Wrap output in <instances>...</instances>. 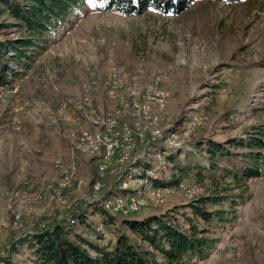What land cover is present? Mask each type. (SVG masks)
<instances>
[{"label":"rangeland","instance_id":"1","mask_svg":"<svg viewBox=\"0 0 264 264\" xmlns=\"http://www.w3.org/2000/svg\"><path fill=\"white\" fill-rule=\"evenodd\" d=\"M23 35L0 4V41ZM12 67L0 86V264L5 256L35 264L27 235L75 226L91 202L119 222L189 213L182 207L209 183L191 175L155 188L140 164H154L148 178L167 180L160 150L181 167L207 166L193 142L227 143L264 123V0H192L178 15L133 16L91 0L47 36L33 62ZM250 192L233 226L210 228L219 243L198 264H264V177L250 181ZM87 215L100 244L112 247L100 216Z\"/></svg>","mask_w":264,"mask_h":264},{"label":"trees","instance_id":"2","mask_svg":"<svg viewBox=\"0 0 264 264\" xmlns=\"http://www.w3.org/2000/svg\"><path fill=\"white\" fill-rule=\"evenodd\" d=\"M91 0H0L10 18L24 35L0 41V86L14 76L15 66L24 69L46 48L47 36L58 26L68 23L79 9ZM101 9L133 16L148 10L161 15H178L192 0H97ZM238 4L242 0H206ZM199 154L205 153L207 166L198 163L181 167L176 156L160 150L171 168L167 180L148 178L154 164L143 163V179L153 187H177L184 178L193 175L204 186L205 194L184 205L189 213L176 212L120 222L99 202H91L75 215V226L54 224L35 230L24 242L35 264H198L216 250L219 239L210 228L233 226L238 209L251 198L250 181L264 177V123L246 129L243 136L225 142L200 139L193 142ZM225 160L226 164L220 163ZM229 162V164H227ZM123 193H135L128 189ZM88 209L100 216L99 225L114 234L112 247L100 242L103 235L95 232ZM180 218H179V217ZM82 229L81 234L74 228ZM128 232H126V230ZM72 233V234H71ZM94 234L96 240H90ZM13 253H18L17 246ZM2 264H15L5 256Z\"/></svg>","mask_w":264,"mask_h":264},{"label":"built area","instance_id":"3","mask_svg":"<svg viewBox=\"0 0 264 264\" xmlns=\"http://www.w3.org/2000/svg\"><path fill=\"white\" fill-rule=\"evenodd\" d=\"M157 137V136H156ZM109 150H110V147H109Z\"/></svg>","mask_w":264,"mask_h":264}]
</instances>
